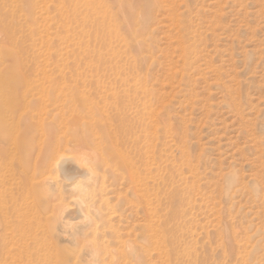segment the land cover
Here are the masks:
<instances>
[{
  "label": "rangeland",
  "instance_id": "374dc122",
  "mask_svg": "<svg viewBox=\"0 0 264 264\" xmlns=\"http://www.w3.org/2000/svg\"><path fill=\"white\" fill-rule=\"evenodd\" d=\"M0 96V264H264V0H0Z\"/></svg>",
  "mask_w": 264,
  "mask_h": 264
},
{
  "label": "bare ground",
  "instance_id": "6f19581e",
  "mask_svg": "<svg viewBox=\"0 0 264 264\" xmlns=\"http://www.w3.org/2000/svg\"><path fill=\"white\" fill-rule=\"evenodd\" d=\"M0 105H1V96H0ZM0 120L3 121L1 106H0ZM51 129L53 130V128H51ZM76 129L78 130V127ZM86 129L87 128H85V130ZM47 131L48 130L45 131L46 134H47ZM53 131L56 132L55 130H53ZM74 131H76V130L75 129L73 130V134L75 133ZM49 132H51V134L53 133L52 131H49ZM106 133L108 135L111 134L110 131L107 128H106ZM35 135H37V134H35ZM52 135H50V138H52ZM73 136H74L73 137L74 138L73 139V142L74 143L72 142V144L70 146L67 145V146H65L63 148L57 147L58 146L57 145L58 143L55 144L54 143V141H55L54 139L51 140L50 138H48L51 141V143L48 144V145H50L49 146V152L46 155V156H48V159H49V165L52 166L53 168H60V169H63L65 172H69L68 173L70 175L69 178H72V179H73L74 176H77V175H80V176L81 175H86V176H89V177H92V176H95L96 177V174H97L96 173V164H98L100 162V159H101V156H102V152H100L99 148H97L95 146V144H94V138L90 136V133H86V132H76ZM43 137H44V135H43ZM56 140L63 141V138L62 137L61 138H57ZM69 141H70V139H69ZM47 142L48 141H46V143ZM59 145H61V144H59ZM112 146H111V148H115V147H112ZM102 148L104 149V147H102ZM43 150H44V148H43ZM116 152H117V149L114 152L115 155L112 154L113 156H116L114 158L115 160H117L116 159L117 156L118 157L119 156L121 157V155L117 154L118 152L117 153ZM41 153H44V151H42ZM107 153H109V152H107ZM44 158H46V157H44ZM44 158H43V160H44ZM121 160L123 162H125L123 160V157H121ZM42 163L45 164L44 162H42ZM74 179L72 180V183L71 184L74 186V188H78L80 190V193H79L78 196L75 195L76 197L73 200V204H74L73 206L70 203H64L62 199H61V201L59 203L56 204V206H55L56 207V209H55L56 210V217L57 218H61L60 220H62V218L66 219L67 218V214H70L71 213V215H72V213H82V211H83L82 210V206H83V202H85L84 201L85 199L83 200V193H84L83 192L84 191L83 189H85L83 186H86V185H83L84 182L81 181V180H79V178L78 179H75V180ZM97 245H98V243H97ZM96 249H95V251L100 250V249H98V250H96Z\"/></svg>",
  "mask_w": 264,
  "mask_h": 264
}]
</instances>
